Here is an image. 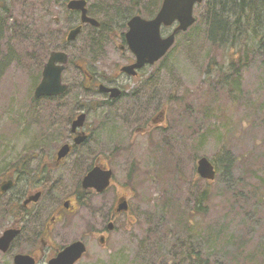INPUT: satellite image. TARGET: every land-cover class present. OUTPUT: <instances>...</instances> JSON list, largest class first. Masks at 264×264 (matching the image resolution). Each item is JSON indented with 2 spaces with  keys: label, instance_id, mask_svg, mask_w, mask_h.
<instances>
[{
  "label": "rangeland",
  "instance_id": "374dc122",
  "mask_svg": "<svg viewBox=\"0 0 264 264\" xmlns=\"http://www.w3.org/2000/svg\"><path fill=\"white\" fill-rule=\"evenodd\" d=\"M92 1L97 9L99 0ZM65 11L48 0H0L5 22L0 33V177L16 160L53 155L68 136V120L88 103L79 88L80 74L72 66L64 75L70 84L66 93L57 99L32 100L40 65L48 56L35 50L37 28H42L52 46L58 45L68 24ZM137 11L148 16L139 6ZM94 12L106 20L104 13ZM194 14L196 23L179 33L167 55L147 70V113L141 108L144 103L138 107L137 101H121L115 112L92 107L89 113L86 126L94 138L81 150H101L114 170L115 183L71 215L67 233L56 243L61 246L68 237L83 238L87 252L77 264H193L184 257L191 228L200 246L209 239V232L226 228V245L211 246L215 248L212 259L218 263L230 262L233 244L264 241V209L254 208L252 196L257 192L245 172L264 167V78L253 62L237 72L227 69L236 85L228 86L220 69L230 65L233 39L210 37L213 17L207 0L195 6ZM54 16H60L59 23ZM227 16L235 18L231 12ZM244 45L242 38L236 47L243 51ZM116 59L113 55L108 62ZM145 121L146 131L142 129ZM201 156L222 167L215 181L197 173ZM67 161L75 173L70 182L73 189L91 161L80 164L76 155ZM207 188V212H194ZM123 195L128 197L130 211L117 217L114 231L102 245L91 230ZM4 228L1 223L0 233ZM28 245L19 243L10 253L0 251V264H13V254ZM239 264L247 263L241 258Z\"/></svg>",
  "mask_w": 264,
  "mask_h": 264
},
{
  "label": "flooded vegetation",
  "instance_id": "af4514ba",
  "mask_svg": "<svg viewBox=\"0 0 264 264\" xmlns=\"http://www.w3.org/2000/svg\"><path fill=\"white\" fill-rule=\"evenodd\" d=\"M50 1L55 6L59 4L66 8L65 17L68 24L67 28L62 31L59 44L56 46H52L51 41L45 36V32L41 31L40 26L39 29L37 28L35 50L37 49L40 54L46 53L48 56L40 65L41 70L36 87L42 80L43 71L51 53L62 51L69 58L62 72V79L68 84L64 80V75L69 66L74 67L81 77L79 81L81 95L88 103L81 105L79 113L68 120L70 128L68 136L59 148H56L53 155L44 156L42 154L38 158L16 160L2 172V177H0V220L5 228L0 236L8 229L19 230L9 250L4 253L12 252L19 243L30 244L28 249L13 254V264L16 254L29 255L35 261V264H49L62 250L75 241H83L87 247L83 238L71 240L68 237L66 239L68 241L65 240L66 242L61 246L56 243H59L67 233L71 215L75 214L81 205L86 206L90 197L104 195L115 183L114 170L108 164V161L105 162V159L102 158L101 150L100 153L97 152L98 150L94 152L92 149L88 153L81 150L82 146H87L94 138V134L90 133L86 126L89 113L92 107H105L115 112V108L121 101H137L139 102L138 107L141 103H144L141 108L144 109V113H147L148 99H150V96L146 94L150 81L147 70L150 69L152 64H144L141 67L133 68L130 72L126 70V67L137 62V56L129 46L126 34L129 30V21L134 16L140 15L147 19L155 17L156 14L153 17H148L143 12L134 10L136 6H139V8L147 11L151 7L152 0H144L145 2L148 1L149 4L143 3L144 1L141 0H112L109 4L107 3L108 0H99L96 4L97 9L94 8L92 0H86L87 14L98 20L99 26H95L90 22H83L82 12L68 7L71 0H48V2ZM124 6H133L135 13L133 12L132 15L128 16L119 15ZM94 11L104 13L106 20L98 18ZM54 20L59 23L60 16H54ZM78 26H81V31L75 39L69 40V32ZM176 26L177 24L173 25V29ZM172 27H168L167 30ZM114 46L116 47L115 51L112 50ZM113 55L117 56L116 62H108L109 57ZM111 65L113 66L111 67ZM69 88L70 84H68ZM116 90L119 91V94L114 96ZM61 96H42L36 98V100L40 98L57 99ZM81 113H85L84 125L73 131V121ZM156 120L153 121L156 122ZM142 129L144 131L149 129L147 121L143 123ZM79 137L84 138L81 143L76 142ZM66 144L70 145L68 155L58 159L59 149ZM113 151H116V148ZM71 155L78 156L80 164L87 160L91 161L90 168L73 189L70 182L72 174L75 175V173L72 171L73 165L67 161L68 156ZM96 166L112 170L110 185L101 192L94 188L86 189L82 184L86 174ZM124 200L128 203V209L119 210V205ZM130 208L128 197L123 195L114 208H111L105 215L102 214L101 222L97 223L91 230L92 235H98L99 242L102 245L105 244L110 232L114 231L117 217L120 214H128ZM111 223L113 224L112 229L109 228ZM64 232L66 233L63 235Z\"/></svg>",
  "mask_w": 264,
  "mask_h": 264
},
{
  "label": "water",
  "instance_id": "95a60500",
  "mask_svg": "<svg viewBox=\"0 0 264 264\" xmlns=\"http://www.w3.org/2000/svg\"><path fill=\"white\" fill-rule=\"evenodd\" d=\"M204 0H163L162 5L155 17L151 19L144 18L140 15L134 16L129 21V30L126 34L129 46L137 56V62L126 67L129 72L133 68L141 67L144 64H155L163 58L176 41L177 34L188 30L195 22L194 7ZM86 0H71L68 7L82 12L83 22H90L99 26V21L88 16ZM174 24L177 26L168 35H163L162 27H170ZM81 31V26L72 29L68 34V39L73 40ZM68 55L62 51L51 53L48 62L43 71V77L40 84L35 89V97L55 96L65 93L68 84L63 82L62 72L68 63ZM119 91L114 92L117 96ZM85 113H81L72 124L73 131L83 127ZM83 137L76 139L81 143ZM70 151V145H63L58 151V159L64 158ZM197 173L201 178L212 181L215 179L217 171L214 163L207 157L201 156L197 161ZM112 177L111 169H102L98 166L92 168L83 179V187L94 188L98 192L104 191L109 185ZM128 203L126 200L119 205V210H127ZM113 228V224L109 225ZM19 230L8 229L0 236V251L9 250L12 241L17 237ZM87 247L83 241H75L62 250L57 257L53 258L49 264H75L83 257ZM14 264H35L32 257L25 254H16Z\"/></svg>",
  "mask_w": 264,
  "mask_h": 264
},
{
  "label": "trees",
  "instance_id": "16d2710c",
  "mask_svg": "<svg viewBox=\"0 0 264 264\" xmlns=\"http://www.w3.org/2000/svg\"><path fill=\"white\" fill-rule=\"evenodd\" d=\"M156 1H153L152 7L147 9L148 17H153L159 10L162 0ZM111 2L112 0H108L107 3ZM207 4L213 17L210 25V37L216 39V37L229 35L233 39V46H230L233 50L230 65L226 69H220L221 73L226 74L227 85L233 88L236 86L229 80L230 74L226 72L227 69L231 68L234 72H237L238 68H241L243 65L248 66L253 62L257 63V72L264 78V0H207ZM137 8L138 6L134 9L136 12H138ZM122 9L121 13H119L121 16L132 15L134 12L133 6H124ZM227 12H231L235 18L227 16ZM3 17L4 14L1 12L0 33L5 29ZM242 38H245L243 51H241V48L236 47V45L240 44ZM232 161L229 158L228 163L231 165ZM212 162L216 166L217 176H219L220 171L222 172V167L215 161ZM260 169L251 168L250 172L245 171L246 175L249 176L251 185L257 192L252 198L255 199L254 208L259 210L260 208L264 209V177L262 175L264 167L261 166ZM246 190L251 189L247 188ZM234 193L236 194V192ZM209 194L210 190L208 188L205 189L195 204L194 212H207L204 203H207ZM250 194L253 195L254 193L250 191ZM242 197L247 199L250 196L242 195ZM257 209L254 213L257 212ZM191 233L192 235L187 240L190 247L187 248V255H184V257L192 259L193 264H224V262L218 263L216 258L213 260L212 255L215 256V248L213 247H223L229 241L224 236L226 234L225 227H222L221 230L209 232V239H205L206 246H200L201 242L198 241L199 237L195 238L196 235L193 232V228H191ZM198 245L199 247H195ZM233 249L232 253L234 255L229 257L230 262H225V264H239L241 258L247 264H264V241L261 243L253 240L248 246L245 242H239L238 244H233Z\"/></svg>",
  "mask_w": 264,
  "mask_h": 264
}]
</instances>
